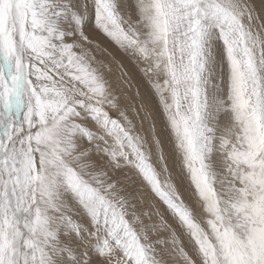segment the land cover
<instances>
[{"label": "snow or ice", "instance_id": "obj_1", "mask_svg": "<svg viewBox=\"0 0 264 264\" xmlns=\"http://www.w3.org/2000/svg\"><path fill=\"white\" fill-rule=\"evenodd\" d=\"M0 264H264V0H0Z\"/></svg>", "mask_w": 264, "mask_h": 264}, {"label": "rangeland", "instance_id": "obj_2", "mask_svg": "<svg viewBox=\"0 0 264 264\" xmlns=\"http://www.w3.org/2000/svg\"><path fill=\"white\" fill-rule=\"evenodd\" d=\"M257 9L261 6V0H256ZM116 60L120 61L123 64L122 69H118L116 64H113V70L115 75H119L120 71H124L127 73V79L129 81V85L126 87V92L128 94V101L138 103L135 99L137 91L140 92L141 96L145 95L148 91L147 85L143 83L138 71L136 70L135 66L132 64L130 60L123 57L118 51L113 49ZM124 101H122L123 103ZM142 185L138 180H136L130 188H128V192H132L134 195L136 194V189L141 188Z\"/></svg>", "mask_w": 264, "mask_h": 264}]
</instances>
